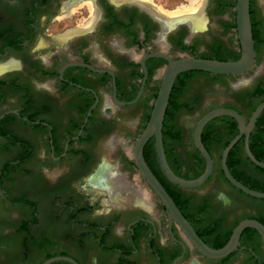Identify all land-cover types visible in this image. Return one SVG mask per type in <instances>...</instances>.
Segmentation results:
<instances>
[{
	"label": "flooded vegetation",
	"instance_id": "1",
	"mask_svg": "<svg viewBox=\"0 0 264 264\" xmlns=\"http://www.w3.org/2000/svg\"><path fill=\"white\" fill-rule=\"evenodd\" d=\"M236 2L207 0L205 28L193 31L190 24L180 22L162 41L163 21L134 0H94L99 17L92 28L82 30L91 14L85 24L59 35L50 33V26L58 18L73 17V12L67 13L69 5L76 10L72 0H0V184L6 185L7 194L2 196L0 188V240H7L0 245V264H43L53 257H69L83 264L73 251L87 258L97 246L106 255L119 254L118 264H146L151 259L157 264H185L192 252L223 263L251 255L254 264H264V242L252 227L243 231L238 250L223 259H210L192 247L124 148L128 168L141 176L137 184L142 178L148 188L140 185L129 190L130 202L116 209L104 201L110 207L97 211L99 205L92 202L98 197L89 192L91 186L106 191L109 198L123 195L118 191L123 183L117 168L113 185L104 177L106 187L101 186L100 175L107 164L98 169L97 184L84 181L99 159L102 137L115 125L114 116L121 119L142 110L146 120L138 137L145 129L161 86L160 72L168 64L156 54L223 61L241 57ZM250 9L256 49L253 67L239 75L180 74L164 120L162 138L169 166L177 176L195 179L207 167L194 139L199 120L217 108L233 109L243 116V128L226 115L203 128L202 143L213 160L208 180L199 187H181L164 174L155 137L144 150L153 173L209 245L229 241L244 220L264 225V197L257 196L264 194V110L251 126L254 112L264 102V10L257 0H251ZM214 19L222 24L221 29L213 30ZM49 80L54 89L43 84ZM136 98L133 104L117 103ZM184 114L187 119H182ZM40 147L47 150L39 153ZM40 160L50 161L54 173L40 176L31 167ZM29 179H35L44 195L54 190L56 199L45 207L42 200L18 196L20 206L31 205L35 210L22 220L16 233L7 234L3 223L12 218L10 204L3 198L10 199L12 187ZM139 189L147 191L149 206L138 202ZM157 210L164 217L155 220L151 214ZM119 222L126 225L122 234L115 230ZM19 242L25 243L23 252ZM51 264L74 263L59 260Z\"/></svg>",
	"mask_w": 264,
	"mask_h": 264
},
{
	"label": "water",
	"instance_id": "2",
	"mask_svg": "<svg viewBox=\"0 0 264 264\" xmlns=\"http://www.w3.org/2000/svg\"><path fill=\"white\" fill-rule=\"evenodd\" d=\"M250 2L251 0H237L236 2L237 31L242 51L241 57L238 60L223 61L218 59L195 57L189 55H183L178 59H173L165 54H156L157 56L166 58L168 60V64L160 72L161 86L158 95L153 102V108L150 114V118L145 129L137 138L133 147V153L131 154L140 175L146 180L148 185L154 190L155 194L164 205L170 221L176 222V224L182 231V234L186 237L187 241L192 247L196 248L202 255L210 259H223L238 250L242 233L246 228L249 227L258 230L264 242V225L254 219L244 220L235 228L230 240L224 247L219 249L210 247L198 235L191 223L183 215L170 193L166 190V188L153 173L152 169L149 167L145 159L144 150L150 139L152 137H155L157 153L164 174L169 180L181 187H199L208 180L213 172V160L202 143L201 134L203 128L212 119L225 115L237 119L240 126L243 128L245 126V119L243 118V116L233 109L217 108L210 111L199 120L195 130L194 139L197 148L200 150L207 161V167L205 172L200 177L195 179L181 178L177 176L169 166V163L166 159L162 138L164 120L170 102V96L174 83L180 74L187 71H202L213 74L239 75L246 73L253 67L256 60V49L253 36ZM204 17L207 23L208 18L206 16L205 7ZM174 28L175 27L166 30L163 23V32L161 35L164 37L168 31ZM138 99L139 98H136L135 100L127 103H117L119 105L133 104L136 103ZM263 110L264 102L260 104L257 110L254 112L251 118V126L255 124L257 118L263 112ZM101 184V186L106 187L105 183L102 182ZM237 185L242 187V185H240L239 183H237ZM257 196L264 197V194H257ZM59 260H67L74 264H77L76 261L69 257H53L43 264H51Z\"/></svg>",
	"mask_w": 264,
	"mask_h": 264
},
{
	"label": "rangeland",
	"instance_id": "3",
	"mask_svg": "<svg viewBox=\"0 0 264 264\" xmlns=\"http://www.w3.org/2000/svg\"><path fill=\"white\" fill-rule=\"evenodd\" d=\"M65 0H63L64 3ZM88 0H80L76 5V10L73 11V17L71 18H63L62 17V10L60 12L58 11L59 15L62 18H58V20L53 23L50 26V33L54 35L62 34L68 30H71L73 28H77L80 25L85 24L90 19L91 16V10L88 8L89 5ZM154 5L158 6L159 8H162L163 10L167 12H175L176 10H179L180 8H184L185 6H190L191 0H151ZM83 2V3H82ZM259 4H261L262 10H264V0H257ZM86 3V4H85ZM75 7V6H74ZM90 11V12H89ZM216 19V18H215ZM214 19V21H215ZM222 24L216 20L213 24V30L221 29ZM44 85L50 87L49 89H54L55 85L54 82L44 81ZM115 125L112 127V129L109 131L108 134L104 135L99 140H101L103 143V147L99 150V159L98 161L92 163V169L87 171V176H84V181L88 183L89 181H93L97 184V180H95V176L97 175L98 169L102 168L104 164H107V166L104 171L110 173L111 170L117 174V172L114 170L115 167L118 171V176L120 178V181L123 183L118 189L119 192H123V195H121L119 198H109V196L106 195V191L101 190L98 191L96 188H93L92 186L89 189V192L92 196L98 197L97 202H92L94 205H99L96 209L97 211H104L105 209H108L110 206L113 207V209H116L117 206L124 204V202H130V198L127 197V192L129 190L135 191L139 188L141 185L142 187H147L146 182L141 178L139 181L140 184H137V176H140L138 172L131 171L129 169V160L125 156V153H123V148L126 150L125 152L128 153L130 157H132L133 153V147L136 142V139L138 138V133H140V129L143 127L145 120H146V114L140 110V112H133L129 113L127 115H124L123 117L120 116H114ZM118 118V119H117ZM182 119H187L186 114L182 116ZM42 147L38 149V152L41 153V151L44 152ZM33 169H36V171H39L38 173L41 175L44 174V172L52 173L54 171L53 164H50V161L40 160L38 162H34L31 166ZM29 168V167H28ZM1 169V168H0ZM96 170V171H95ZM95 171V174H94ZM103 171V172H104ZM54 173V172H53ZM52 173V174H53ZM94 176L92 177V175ZM50 176V175H48ZM53 176V175H52ZM86 177V178H85ZM141 177V176H140ZM97 178V177H96ZM35 179H38V175L35 176ZM35 179L33 181L31 179L24 182V184L21 186H13L12 188V196L10 199L5 196L3 198V202H9L10 210H8V214H10V217L12 219L6 220L3 223V230L7 232V234H10L12 232L16 233V231L20 228L22 220L27 217L30 213L32 214V211L35 210V207H30L31 205H27V208H24L20 206V204L17 203V197L20 195H27L29 199L40 201L42 200L43 205L45 207H49V204L54 203V199H56V192L54 190H49L46 195L44 193H41V190L39 188V185L37 182L35 183ZM41 179V178H40ZM102 182L106 184V180L104 176L102 177ZM6 185L0 184L1 190L4 192L3 195H7L5 192ZM131 188V189H129ZM117 190V189H116ZM44 197V198H43ZM108 199V200H107ZM113 199V200H112ZM83 201V200H81ZM80 201V202H81ZM104 201H109V204H111L109 207L106 206ZM157 202V201H155ZM84 203V202H83ZM86 205V203H84ZM163 212L161 210H157L151 214L152 218L155 220H158L162 217H164ZM92 217L95 219L97 216L92 214ZM126 225L123 222H119L116 226V231H119L121 234L124 232ZM164 236H162L163 238ZM14 240V238L12 237ZM7 242V240H0V245ZM10 242V241H9ZM18 249L20 252H23L25 250V243L19 242L18 243ZM68 251L72 252V250ZM75 255H77L83 264H118L120 262L121 256L117 253L106 255L99 246L96 247V250H90L88 252L87 258L81 256L77 252L73 251ZM142 259V258H141ZM253 258H251V255H245V256H239L231 260L230 262L223 263L221 261H211L207 260L198 254L192 252L188 259L186 260L185 264H254L252 262ZM143 261V259H142ZM146 264H157L155 259H151V261L147 262Z\"/></svg>",
	"mask_w": 264,
	"mask_h": 264
},
{
	"label": "bare ground",
	"instance_id": "4",
	"mask_svg": "<svg viewBox=\"0 0 264 264\" xmlns=\"http://www.w3.org/2000/svg\"><path fill=\"white\" fill-rule=\"evenodd\" d=\"M112 1L116 3H120L125 0H112ZM134 1L142 5L146 9L152 10L157 16H159V18L163 21L166 30L176 27L177 24L180 22H187L188 24L191 25L194 31L202 30L203 28L206 27V19L204 17V7L206 4V0H191L190 6H185L184 8H180L175 12H167L163 10L162 8H159L158 6L154 5L151 0H134ZM77 2L78 0H75V2L74 0H72V3L74 4ZM87 2H88L87 5H89L88 8L91 10V12L90 11L89 12L92 14V17L91 20L87 23L86 28L84 27L82 28V30L91 29L92 28L91 26L94 25V22L99 17L98 14L99 12L96 11L94 6V0H88ZM72 12H73V7L69 5L67 7L68 15H71ZM82 30H78V32H81ZM161 40L163 41V36ZM113 175L115 176V178H117V174L115 172L111 171L110 173H108L104 171L103 174L100 175V177L102 178L104 176L106 179H108L110 184H112L111 182L114 179L112 178ZM98 179L99 178H97V181ZM137 196L139 203L145 205L147 204V206H149L150 204L149 195L146 190H142V189L137 190ZM112 197L114 196L112 195Z\"/></svg>",
	"mask_w": 264,
	"mask_h": 264
},
{
	"label": "trees",
	"instance_id": "5",
	"mask_svg": "<svg viewBox=\"0 0 264 264\" xmlns=\"http://www.w3.org/2000/svg\"><path fill=\"white\" fill-rule=\"evenodd\" d=\"M236 4V3H235ZM171 195V194H170ZM171 196H173V195H171ZM173 198V197H172ZM174 199V198H173ZM177 202V201H176ZM177 204V203H176ZM179 206V205H178ZM181 208V207H180ZM182 210V209H181ZM203 235H204V233H203ZM202 238V237H201ZM203 239V238H202ZM204 241H205V239H203ZM228 238L225 240V241H223L222 243H220V244H216V243H213V244H210L209 245V243H207L206 241H205V243H207L210 247H212V248H214V249H219V248H222V247H224L227 243H228Z\"/></svg>",
	"mask_w": 264,
	"mask_h": 264
}]
</instances>
